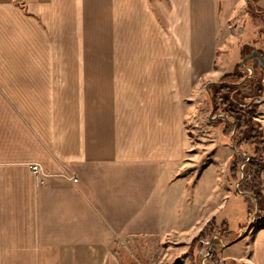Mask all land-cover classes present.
Here are the masks:
<instances>
[{"label": "crops", "instance_id": "0c3cea01", "mask_svg": "<svg viewBox=\"0 0 264 264\" xmlns=\"http://www.w3.org/2000/svg\"><path fill=\"white\" fill-rule=\"evenodd\" d=\"M219 1L0 0V264H123L116 238L169 235L198 264L193 239L213 218L239 231L220 240L221 264H264V219L241 230L248 195L229 174L207 212L190 198L217 197L201 182L216 170L181 175L185 106L215 71Z\"/></svg>", "mask_w": 264, "mask_h": 264}, {"label": "rangeland", "instance_id": "374dc122", "mask_svg": "<svg viewBox=\"0 0 264 264\" xmlns=\"http://www.w3.org/2000/svg\"><path fill=\"white\" fill-rule=\"evenodd\" d=\"M251 3L252 0L219 1L218 8L221 26L219 27L215 71L210 76L203 77L199 87L193 94L192 101L188 102L185 106L188 147L186 161L188 162L184 164L181 175L187 176L191 182H197L206 168L211 167L210 169H215L217 177L214 178L212 176L215 173L213 172L212 175L210 174L211 179H209V182L208 180H201V182H204L206 189L210 186L215 188L216 191H225L224 176L229 172V165L234 155L231 143L223 135L222 129L215 124V121L221 115L214 116L213 114L214 111L208 95L209 93L211 94L209 88L211 85L217 83L225 74L236 71V66L242 62L241 52L245 48L264 52V17L263 15L257 16L253 13ZM260 5L264 9V0L260 2ZM245 66L246 62H243L242 67L245 68ZM245 69L250 76L254 73L250 67ZM243 82L241 80L235 84L240 85ZM210 97L212 99L211 95ZM256 120L264 126V100H262ZM248 148L246 147V149ZM245 154L248 155L246 159L248 162L250 156L248 153ZM215 163L216 166L214 165ZM214 179H216V182ZM217 180L219 181L218 183ZM190 187H192V184ZM231 189L233 191L236 189L233 183ZM221 191L217 193L216 198H212L210 202L211 207L209 206V202L208 204L206 203L208 193L206 190L204 192L196 191L197 196L193 192L196 198H190V202L195 201L196 206L203 205V210L207 212L209 208H217L223 203L224 196ZM182 202L188 208L192 209L194 207L193 204H188L185 199ZM231 206H233L232 200H230L228 209ZM244 214L243 211L240 212L239 210L237 224L244 222ZM251 220L249 222L245 221L244 227L248 228ZM252 227H254V224ZM190 230H186V233L189 232L191 234ZM168 238L163 241L150 239L147 242L141 239L116 238L113 249L115 253L119 254L123 264H194L192 257L183 255L184 245L176 244L177 237L169 235ZM193 247L195 246L193 245ZM225 249L227 248L221 243L217 246H209L208 249H205L206 252L203 253L198 264H214V257H218V260L225 257ZM214 251H218L221 257L215 255ZM225 264L231 263L226 262Z\"/></svg>", "mask_w": 264, "mask_h": 264}, {"label": "trees", "instance_id": "16d2710c", "mask_svg": "<svg viewBox=\"0 0 264 264\" xmlns=\"http://www.w3.org/2000/svg\"><path fill=\"white\" fill-rule=\"evenodd\" d=\"M261 1L252 0L251 7L255 15L264 17ZM241 59L242 62L236 66V71L225 74L217 83L210 86L211 94L208 95L214 116L221 115L215 124L222 129L223 135L234 150L228 170L231 182L234 186L239 185V190L243 194L249 195L247 197L249 219L258 208L255 217L257 223L264 219V126L256 120L262 104L258 99L264 100V52L245 48L241 52ZM243 62H246L245 68L250 67L254 71L251 76L242 67ZM241 80L244 82L240 85L235 84ZM245 153L250 156L248 162L246 161L248 155L245 157ZM246 228L241 230L246 231ZM238 234L239 231L232 233L227 226L218 225L213 218L193 239L192 244H198L204 250L214 236H217L214 243L222 240L230 244L237 240ZM228 262L236 264L234 261ZM214 264H221L217 257H214Z\"/></svg>", "mask_w": 264, "mask_h": 264}, {"label": "built area", "instance_id": "2783aa9c", "mask_svg": "<svg viewBox=\"0 0 264 264\" xmlns=\"http://www.w3.org/2000/svg\"><path fill=\"white\" fill-rule=\"evenodd\" d=\"M32 170H33V173H34V176H35L36 184L38 186H44V185H46V182H47V174L45 173L43 167L40 166V165H33ZM72 180L75 183H78L79 182V180L76 179V178H72Z\"/></svg>", "mask_w": 264, "mask_h": 264}, {"label": "water", "instance_id": "95a60500", "mask_svg": "<svg viewBox=\"0 0 264 264\" xmlns=\"http://www.w3.org/2000/svg\"><path fill=\"white\" fill-rule=\"evenodd\" d=\"M258 101H262V99L259 98ZM253 102H255V100H253L252 103H253ZM245 156H247V154H245ZM237 189L239 190V185H238V188H237ZM239 192L242 193L240 190H239ZM242 194H243V193H242ZM244 195H248V194H244ZM248 196H249V195H248ZM257 211H258V208H257ZM257 211H256L255 214L252 216V218H251L252 220H251L250 226L246 229L247 231H249V230L251 229V227L253 226L254 221H255V217H256V215H257ZM216 237H217V236H214V237H213V239H212V241H211V243H210V246L213 245L214 240H215Z\"/></svg>", "mask_w": 264, "mask_h": 264}, {"label": "flooded vegetation", "instance_id": "af4514ba", "mask_svg": "<svg viewBox=\"0 0 264 264\" xmlns=\"http://www.w3.org/2000/svg\"><path fill=\"white\" fill-rule=\"evenodd\" d=\"M216 238H217V237H216ZM216 238H215V239H216Z\"/></svg>", "mask_w": 264, "mask_h": 264}]
</instances>
